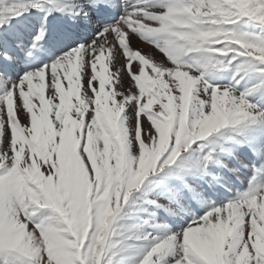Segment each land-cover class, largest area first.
Here are the masks:
<instances>
[{
	"label": "snow or ice",
	"instance_id": "1",
	"mask_svg": "<svg viewBox=\"0 0 264 264\" xmlns=\"http://www.w3.org/2000/svg\"><path fill=\"white\" fill-rule=\"evenodd\" d=\"M0 264H264V0H0Z\"/></svg>",
	"mask_w": 264,
	"mask_h": 264
},
{
	"label": "bare ground",
	"instance_id": "2",
	"mask_svg": "<svg viewBox=\"0 0 264 264\" xmlns=\"http://www.w3.org/2000/svg\"><path fill=\"white\" fill-rule=\"evenodd\" d=\"M133 46L136 48H140L142 50L147 51L149 46H147L145 43H143L142 41H134Z\"/></svg>",
	"mask_w": 264,
	"mask_h": 264
}]
</instances>
